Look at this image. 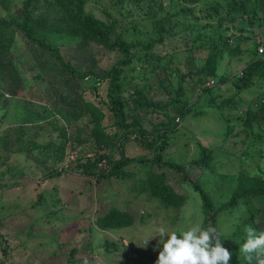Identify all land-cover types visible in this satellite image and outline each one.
<instances>
[{
  "label": "rangeland",
  "instance_id": "obj_1",
  "mask_svg": "<svg viewBox=\"0 0 264 264\" xmlns=\"http://www.w3.org/2000/svg\"><path fill=\"white\" fill-rule=\"evenodd\" d=\"M233 1L84 0L85 13L111 25L109 39L132 45L120 63L116 48L61 31L58 1L0 0V264H156L159 228L210 226L193 184L217 208L229 264H248L239 251L247 206H221L238 178H264V68L241 85L264 39V0ZM25 12L33 27L53 19L60 32L34 34L102 79L71 78L25 40L16 26ZM115 70L125 121L141 132L118 127L102 103ZM99 152L105 163L94 167ZM150 174L163 176L176 207L149 194Z\"/></svg>",
  "mask_w": 264,
  "mask_h": 264
},
{
  "label": "trees",
  "instance_id": "obj_2",
  "mask_svg": "<svg viewBox=\"0 0 264 264\" xmlns=\"http://www.w3.org/2000/svg\"><path fill=\"white\" fill-rule=\"evenodd\" d=\"M27 3H33L37 0H25ZM62 7L64 13L66 14V24L61 29L63 32H72L79 34L85 39H91L95 41L97 44H102L105 47H108L110 49L116 48L119 50L122 55L126 59H122L120 63H126L127 62V55L129 51V47L132 46L130 43L122 39L120 35L109 39L107 34L110 30L111 25H108L104 20L94 17L92 14L85 13L82 8V4L84 0H75V3L73 0H56ZM243 1L245 0H239L236 2L235 0L231 3L233 4L232 8L236 9L241 7L243 4ZM73 2V3H72ZM237 6V7H236ZM29 12L23 13L21 17V21L16 23V26L20 29V32L22 33V37L25 38V40L29 41L34 47L41 48L42 50H45L46 52H49V57H53L57 65L61 69H63L67 74L70 75L71 78H77L80 80H84L86 77H92L96 78L95 81L98 82L102 79V76H99L98 74H94L90 71H79L75 68H73L70 63L62 57L59 50L57 49V46L52 41H46L43 37H39L38 35L34 34V30H40L43 32H50L54 31L55 33L60 32L56 31L57 24L53 21V19L48 18L47 15L43 17L44 19L41 22H44L43 25H41V22L39 26L33 27L30 25V16ZM234 19L231 17V21ZM1 25V23H0ZM156 26L162 30L163 28V22L161 20H158L156 22ZM139 43V42H137ZM264 43V39H263ZM256 45V44H255ZM255 45L252 48V58L250 61H248L243 67V72L245 73L243 79L241 80V85H246L249 80L251 79L252 75L255 74V72H259L260 69L264 68V62H261L259 59L255 58ZM150 43H147V45L142 44V47L144 49L149 48ZM201 71L205 70V64H202ZM116 68V67H115ZM119 72V70H115L113 72L114 74L110 75L108 80V88H107V100H105L103 105L107 110H109L112 114V117L114 118V123L120 127V128H127L128 126H136L138 128V131L141 132L142 130L136 125L133 124V122H126L125 121V109H124V102L120 94L117 92V90L120 88L121 83L116 80L117 75L116 73ZM243 74V73H242ZM207 86V85H205ZM211 87V86H207ZM95 88V85H93V89ZM264 103V100L262 101ZM90 113L94 115L97 119H99L102 114L99 108L93 106L91 103L88 105ZM98 121V120H96ZM229 130V129H227ZM229 132V131H228ZM99 133V130L97 131ZM202 151V161L205 164L208 158V155L206 152H208L205 148L201 149ZM105 155L101 152L95 154V162L93 166L97 167L98 160L104 158ZM74 160V159H73ZM166 166L170 168L177 167L170 163L165 162ZM117 171L113 170V173L116 174ZM121 174V172H119ZM102 176V174H100ZM258 178L255 179V182H251L249 180H243L241 178L237 179L236 188L230 195L228 201L226 204L221 206L223 207H229L236 204V202L240 199H242L244 204L247 206V216L244 219V225L245 228L248 225L255 226L257 229L264 230V208H260L258 206H255L253 204V200L256 199L258 201H264V178ZM148 191L151 196L157 198L162 204L164 205H170L173 206L178 205V201H176L175 194L171 192V189L169 186L163 183V176L161 174H150L149 176V182H148ZM193 189L196 190L199 194L202 210L205 215V219L207 222H209L210 226L215 227V218L214 214L217 210V208H214L212 205V202L210 201V198L208 197L207 193L204 192L200 187H198L196 184H193ZM220 208V209H221ZM262 215V216H259ZM114 225H121L120 223H115ZM105 226V224H104ZM106 226H108L106 224Z\"/></svg>",
  "mask_w": 264,
  "mask_h": 264
},
{
  "label": "clouds",
  "instance_id": "obj_3",
  "mask_svg": "<svg viewBox=\"0 0 264 264\" xmlns=\"http://www.w3.org/2000/svg\"><path fill=\"white\" fill-rule=\"evenodd\" d=\"M245 233L240 254L248 264H253V261L264 264V231L258 232L248 225ZM156 235L160 237L158 244H162L156 264H229L231 259L230 251L222 244L220 232L213 226L205 229L194 224L180 232H168L161 227Z\"/></svg>",
  "mask_w": 264,
  "mask_h": 264
},
{
  "label": "built area",
  "instance_id": "obj_4",
  "mask_svg": "<svg viewBox=\"0 0 264 264\" xmlns=\"http://www.w3.org/2000/svg\"><path fill=\"white\" fill-rule=\"evenodd\" d=\"M255 58L259 59L261 62H264V43L263 41H257L256 45H255ZM213 84V80L211 78H209L208 80H206L205 85L207 86H211ZM73 157H71L72 159ZM105 163V159H100L97 162V166L101 167L103 166Z\"/></svg>",
  "mask_w": 264,
  "mask_h": 264
}]
</instances>
